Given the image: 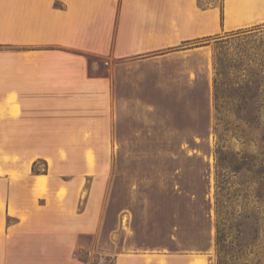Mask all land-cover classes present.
Instances as JSON below:
<instances>
[{
    "label": "rangeland",
    "instance_id": "1",
    "mask_svg": "<svg viewBox=\"0 0 264 264\" xmlns=\"http://www.w3.org/2000/svg\"><path fill=\"white\" fill-rule=\"evenodd\" d=\"M206 38L149 59L88 55L90 73L104 81L88 115L108 133L83 143L97 144L100 171L81 178V196L40 201L0 248V264H218L215 127L225 149L250 158L223 178L228 264H264V22ZM69 184L76 188L73 177Z\"/></svg>",
    "mask_w": 264,
    "mask_h": 264
},
{
    "label": "crops",
    "instance_id": "2",
    "mask_svg": "<svg viewBox=\"0 0 264 264\" xmlns=\"http://www.w3.org/2000/svg\"><path fill=\"white\" fill-rule=\"evenodd\" d=\"M263 22L264 0L206 7L197 0H0V182L8 187L0 192V248L34 219L40 201L67 203L81 196V178L100 171L97 144L83 143L108 133L88 115L104 88L88 55L149 59L161 48ZM40 136L47 145L36 142ZM37 161L44 172L32 171Z\"/></svg>",
    "mask_w": 264,
    "mask_h": 264
},
{
    "label": "trees",
    "instance_id": "3",
    "mask_svg": "<svg viewBox=\"0 0 264 264\" xmlns=\"http://www.w3.org/2000/svg\"><path fill=\"white\" fill-rule=\"evenodd\" d=\"M224 122L222 119H217L216 126H219V123ZM215 132L218 138V143L215 149V155H216V165H215V176H216V195H217V217H218V223H217V231H216V246H217V252H218V264H228V256L233 252L232 248H230V244L226 243V238L228 236L227 229H231L233 227L232 225H227L229 223V217L225 216L224 214H221L219 211V202L221 201V198L223 197L222 192L226 187H224V181L223 178L226 176V173L228 174L230 172L238 173L243 169L244 166L248 165L249 163L247 161L250 160L249 156L246 154H240L238 152H232L231 150L225 149V145L222 144L223 142V135H221L215 127ZM242 215L236 216L233 219L238 218V223L234 224L237 225L239 229H236L239 235L241 234V227L243 226L242 222ZM240 219V220H239Z\"/></svg>",
    "mask_w": 264,
    "mask_h": 264
},
{
    "label": "bare ground",
    "instance_id": "4",
    "mask_svg": "<svg viewBox=\"0 0 264 264\" xmlns=\"http://www.w3.org/2000/svg\"><path fill=\"white\" fill-rule=\"evenodd\" d=\"M195 264H205V263L200 259H195Z\"/></svg>",
    "mask_w": 264,
    "mask_h": 264
}]
</instances>
